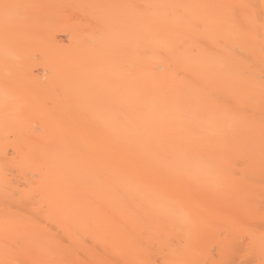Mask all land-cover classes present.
<instances>
[{"label":"bare ground","instance_id":"6f19581e","mask_svg":"<svg viewBox=\"0 0 264 264\" xmlns=\"http://www.w3.org/2000/svg\"><path fill=\"white\" fill-rule=\"evenodd\" d=\"M0 264H264V0H0Z\"/></svg>","mask_w":264,"mask_h":264}]
</instances>
